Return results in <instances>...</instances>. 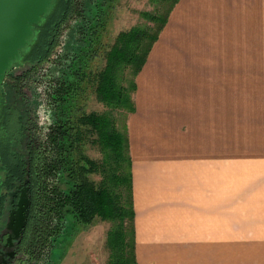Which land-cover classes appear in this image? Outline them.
<instances>
[{
    "label": "crops",
    "instance_id": "1",
    "mask_svg": "<svg viewBox=\"0 0 264 264\" xmlns=\"http://www.w3.org/2000/svg\"><path fill=\"white\" fill-rule=\"evenodd\" d=\"M127 116L138 264H264V0H178Z\"/></svg>",
    "mask_w": 264,
    "mask_h": 264
},
{
    "label": "trees",
    "instance_id": "2",
    "mask_svg": "<svg viewBox=\"0 0 264 264\" xmlns=\"http://www.w3.org/2000/svg\"><path fill=\"white\" fill-rule=\"evenodd\" d=\"M177 1L169 3L164 15H150L149 19L145 16L154 23L153 28L120 32L105 52L104 68L95 73L88 69L92 45L104 29L109 5L105 0H56L48 24L51 27L58 23L57 35L68 33L62 51L58 54L56 47L52 49L46 34L39 35L35 42V52L52 65L44 70L39 84L45 86L43 94L53 106L52 123L47 126L41 159L29 166L31 198L41 214V229L48 239L57 236L68 219L85 226L95 220L111 223L105 241L108 264H138L127 126L119 128L112 113L123 110L128 116L134 112L135 78ZM74 21L80 23L75 25ZM75 30L82 35L80 42ZM125 69L133 79L128 87L119 84V73ZM84 83L94 88L97 101L106 111L75 117V101L84 90ZM55 103H59L58 109ZM85 142L98 148L99 160L87 158L79 151ZM90 175H98L99 181Z\"/></svg>",
    "mask_w": 264,
    "mask_h": 264
},
{
    "label": "flooded vegetation",
    "instance_id": "3",
    "mask_svg": "<svg viewBox=\"0 0 264 264\" xmlns=\"http://www.w3.org/2000/svg\"><path fill=\"white\" fill-rule=\"evenodd\" d=\"M49 14L40 25L35 26L36 40L22 54L21 61L7 72L0 93V264H59L63 259L61 254L55 262L52 256L58 239L62 238L63 242L69 238L68 242L76 245L74 248L80 247L74 228L79 224L72 219L66 221L57 236L46 239L40 225L41 214L31 198L29 166L31 162L41 159L42 143L47 132L45 128L48 126L46 122L39 124L37 110L41 104L46 109L53 108L43 92L37 91L45 70L40 68L47 61L41 60L40 53L35 52V42L39 35L46 34L52 49L56 47L58 54L62 51L60 39L63 34L57 35L60 31L58 23L49 26ZM73 23L77 25L80 21ZM75 31L74 35L80 42L82 35ZM46 51L50 52L48 49ZM23 87L28 90L27 94L23 92ZM7 90L12 99L8 98ZM54 106L58 109L59 103Z\"/></svg>",
    "mask_w": 264,
    "mask_h": 264
},
{
    "label": "rangeland",
    "instance_id": "4",
    "mask_svg": "<svg viewBox=\"0 0 264 264\" xmlns=\"http://www.w3.org/2000/svg\"><path fill=\"white\" fill-rule=\"evenodd\" d=\"M108 5L107 15L105 18L104 29L96 42L92 45L91 51L93 52L92 58L89 64V72L95 73L104 68L105 52L114 43L116 37L120 32H129L132 28H153L154 23L148 20L150 15L162 14L169 3L172 0H167L162 3L155 2L153 0H105ZM148 17V19L146 17ZM67 32L63 33L60 42L64 44L67 39ZM154 46V45H153ZM153 48V47H152ZM152 50V49H151ZM150 53V52H149ZM51 64H44L40 69L50 68ZM52 66V65H51ZM144 66V65H143ZM133 81L129 70H123L119 73V84L124 87H128ZM24 88V87H23ZM94 88L88 83L84 86L80 96L75 101V117H80L83 113L89 114L91 112L102 113L107 108L99 103L94 94ZM26 88L23 92L27 94ZM29 95V94H28ZM132 92H130V96ZM18 98V96H15ZM8 98L12 99L11 95ZM14 98V99H16ZM112 116L116 120V124L119 128H123L126 124V113L123 110L114 111ZM79 151H82L84 156L90 159L99 160L101 153L97 147L92 146L89 142H85L81 145ZM90 178L94 181H99L98 175H90ZM111 227V223L106 221L95 220L92 224L74 225L77 235L80 240V247L74 248L72 242H63L62 239H58L57 246L52 256V261H56V257L61 254L63 259L59 264H108L109 251L106 247V234ZM74 230V232H75ZM73 232V233H74ZM76 234V233H75ZM74 241V240H73ZM46 260H49L47 258Z\"/></svg>",
    "mask_w": 264,
    "mask_h": 264
},
{
    "label": "water",
    "instance_id": "5",
    "mask_svg": "<svg viewBox=\"0 0 264 264\" xmlns=\"http://www.w3.org/2000/svg\"><path fill=\"white\" fill-rule=\"evenodd\" d=\"M55 1L0 0V93L7 72L36 40L35 26L51 12Z\"/></svg>",
    "mask_w": 264,
    "mask_h": 264
},
{
    "label": "clouds",
    "instance_id": "6",
    "mask_svg": "<svg viewBox=\"0 0 264 264\" xmlns=\"http://www.w3.org/2000/svg\"><path fill=\"white\" fill-rule=\"evenodd\" d=\"M44 85H40L37 87L38 92H43L44 91ZM37 115L39 116V124L44 125L45 122L47 125H51L52 120H51V110L46 109L44 104H41L40 107L37 110ZM45 131H47V128H45Z\"/></svg>",
    "mask_w": 264,
    "mask_h": 264
}]
</instances>
